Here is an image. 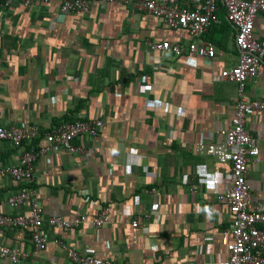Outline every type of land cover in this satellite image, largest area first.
Here are the masks:
<instances>
[{
	"label": "crops",
	"instance_id": "crops-1",
	"mask_svg": "<svg viewBox=\"0 0 264 264\" xmlns=\"http://www.w3.org/2000/svg\"><path fill=\"white\" fill-rule=\"evenodd\" d=\"M218 18L201 38L215 47L206 64L151 51L148 41L187 45L190 36L129 5L94 3L77 17L61 15L59 0L30 10L0 0V127L37 125L45 133L68 119L104 124L95 136L74 139L78 152L37 158L31 187L44 219L80 213L88 223L68 230L45 223L43 251L33 248L28 230L0 228V246L26 255L18 264H72L57 239L79 255L119 264H227L223 234L231 215L220 196L230 187V165L196 151L199 143L225 142L220 132L239 101L237 84L220 75L237 64L235 32L222 9ZM253 33L264 40L262 15ZM244 95L264 101L262 74L247 81ZM245 128L259 150L246 181L264 208V111ZM37 141L43 145V135ZM19 155L0 142L1 166H15ZM21 187L0 180V215L27 213L6 203ZM104 209L107 223L94 227Z\"/></svg>",
	"mask_w": 264,
	"mask_h": 264
},
{
	"label": "built area",
	"instance_id": "built-area-1",
	"mask_svg": "<svg viewBox=\"0 0 264 264\" xmlns=\"http://www.w3.org/2000/svg\"><path fill=\"white\" fill-rule=\"evenodd\" d=\"M8 4L17 1L25 10L34 4H48L52 0H7ZM94 3L122 4L159 18L170 30H184L191 41L187 45L169 41L147 42L153 52L168 53L188 60L200 58L208 64L215 57L213 44L201 41L202 36L212 24L218 23V11L223 10L226 22L235 32L234 45L238 52L237 64L231 69L221 70V77L238 86L239 101L234 110L231 123L220 132L225 138L222 144L199 143L196 151L214 157L218 162L230 165L229 190L221 195L231 215L230 228L223 234V245L228 255L227 264H264V208L262 202L253 201L247 175L251 158H256L259 150L252 145V137L245 128L246 119L264 111L263 100H250L244 95L247 81L264 76V40L257 39L253 33L254 19L264 17V0H59L61 15L84 16ZM150 106L159 107L157 101ZM104 127L100 120L76 121L63 123L43 134L44 144L34 150L24 149L23 144H30L40 137L37 125L25 127H0V142L6 141L20 149L17 166H1L0 180L9 178L22 187L6 199L13 208L27 207L24 215H0V228H21L28 230L32 246L43 251L48 238L43 230L47 226L59 230H68L88 223V217L77 213L71 219L51 216L46 220L38 202L37 191L31 187L34 182V166L39 156L51 151L62 150L68 153L78 152L74 139L84 135L95 136ZM108 221V209L102 210L92 218L94 227H101ZM138 227L137 220L131 222ZM67 259L72 264H119L93 255H79L75 249L68 248L61 240H55ZM26 255L17 248L0 246V258L12 264H18Z\"/></svg>",
	"mask_w": 264,
	"mask_h": 264
},
{
	"label": "trees",
	"instance_id": "trees-1",
	"mask_svg": "<svg viewBox=\"0 0 264 264\" xmlns=\"http://www.w3.org/2000/svg\"><path fill=\"white\" fill-rule=\"evenodd\" d=\"M50 3V2H49ZM149 48V47H148ZM79 108H81V106H78L77 107V109H79ZM67 117H64V119H66ZM65 121H67L68 123H74V122H76V121H74V120H65ZM44 134V132L43 131H41L40 132V136H42ZM38 140V139H37ZM37 140H35V141H33V142H31L30 144H23V148L25 147L27 150H29V149H36L37 148V146H38V142L39 141H37ZM2 142H5V143H7V144H9V142H6V141H2ZM10 145V144H9ZM11 146V145H10ZM26 146H28V147H26ZM12 147V146H11ZM14 148V147H13ZM18 165V162H17V164L15 165V166H17ZM29 235V234H28Z\"/></svg>",
	"mask_w": 264,
	"mask_h": 264
}]
</instances>
